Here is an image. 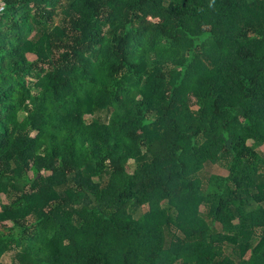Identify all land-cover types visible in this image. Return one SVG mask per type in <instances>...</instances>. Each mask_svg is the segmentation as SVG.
Returning a JSON list of instances; mask_svg holds the SVG:
<instances>
[{"label":"trees","instance_id":"16d2710c","mask_svg":"<svg viewBox=\"0 0 264 264\" xmlns=\"http://www.w3.org/2000/svg\"><path fill=\"white\" fill-rule=\"evenodd\" d=\"M2 5L0 264H264V0Z\"/></svg>","mask_w":264,"mask_h":264},{"label":"rangeland","instance_id":"374dc122","mask_svg":"<svg viewBox=\"0 0 264 264\" xmlns=\"http://www.w3.org/2000/svg\"><path fill=\"white\" fill-rule=\"evenodd\" d=\"M58 19L59 18L57 17V20ZM29 57L31 59H35L36 58V56L34 54H29ZM194 107L196 108L197 106H194ZM263 150H264V146H263ZM228 173H229V170H228V168L226 166V163L224 162V163H219V164H212V163L207 164L202 174H203V176L205 178H207L211 174L228 175ZM1 198H2L3 202H9V200H10L9 198H7L5 196V194H2ZM148 211H149V207L148 206H144V207H141L138 210V212H136L135 215H136V217H138L141 214L147 213ZM6 262L8 264H10L11 263V258L10 257L7 258Z\"/></svg>","mask_w":264,"mask_h":264},{"label":"built area","instance_id":"2783aa9c","mask_svg":"<svg viewBox=\"0 0 264 264\" xmlns=\"http://www.w3.org/2000/svg\"><path fill=\"white\" fill-rule=\"evenodd\" d=\"M4 7H5V6H4V5H2V6L0 7V10L2 11V10L4 9Z\"/></svg>","mask_w":264,"mask_h":264}]
</instances>
